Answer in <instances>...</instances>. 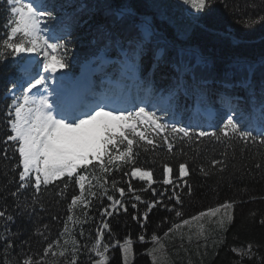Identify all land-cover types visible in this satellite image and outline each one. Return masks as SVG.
Here are the masks:
<instances>
[{"label": "trees", "instance_id": "obj_1", "mask_svg": "<svg viewBox=\"0 0 264 264\" xmlns=\"http://www.w3.org/2000/svg\"><path fill=\"white\" fill-rule=\"evenodd\" d=\"M48 4L57 20L67 22L71 29L69 38L73 43L70 45L69 64L61 69L62 72L76 75L103 45L104 30L118 33L122 38H142L136 25L141 23L142 17H148L155 34L146 42L147 54L141 62V79H151L156 93L167 96L177 75L176 67L182 66V62L188 68L184 74L188 92H181L173 107L161 113L165 118L162 122L171 124L179 120L182 126L193 122L202 125L203 130L211 131L213 129L208 127L212 123L209 112L215 114L221 105V97L229 94L250 112L259 113L264 88V20H260L264 16V0H213L210 7L197 13L194 19L184 14L172 21L158 17L149 0H48ZM105 4L113 7L126 4L132 11L118 18L105 11ZM81 5L86 6L85 10L78 11ZM13 19L7 0H0V44L7 38L8 25ZM250 19L257 22L245 23ZM25 55L5 56L0 61V138L6 133L5 113L12 103L8 90H17L13 85L20 76L19 67ZM107 58L116 59L117 52L110 50ZM39 59L42 61L41 57ZM113 67H103L101 72L92 76L94 81L99 84L105 74L112 73ZM239 81L244 83V91L240 89ZM248 81L250 84L245 86ZM23 86L26 88L27 84ZM201 93L207 97V103L201 102ZM131 94L135 95V90ZM147 135L153 143L137 139L133 159L138 161L135 166L141 170L152 171L151 186L132 177L131 165L124 166L123 171L113 167L110 173L105 174L99 169V162L94 161L97 167L90 166L84 173L87 176L85 202H78L71 209L72 195L80 194L79 186L71 181L69 188L63 191V184L57 181L42 186L39 193L28 187L12 196L20 183L18 172L14 171L16 161L0 158V211L5 212V218L0 219V264L5 261L7 264H22L28 258L36 264H71L74 249L78 264H92L97 258L92 246L99 231H104L101 243L109 245V251L105 253L109 256L107 264H122L116 243L127 236L133 240L131 264H152L147 250L153 245V233L161 236L173 223L226 200L235 201L233 222L226 225L220 245L207 255L199 256L194 250L202 240L193 241L191 259L195 262L202 260V264H264V223H261L264 221V167L256 168L258 163L264 165V144L259 143L257 131H253L255 143L223 137L219 141L215 137L181 141L175 134H170L171 151L162 141L163 133L156 135L147 129ZM8 156H12L11 151ZM213 159L224 160L225 163L213 166ZM185 162L189 175L180 179L179 163ZM115 163L123 165V162ZM165 163L173 167L170 178L173 184H179L175 191L181 196L182 203L177 204L172 196L173 185L163 184ZM113 179L117 182L116 189L112 186ZM189 185L191 193L188 192ZM120 187L125 188L123 197L118 191ZM89 188L94 195L89 193ZM108 195L122 200L127 212L117 206L119 211L108 208L113 212L112 216H102L104 208L112 204L107 199ZM136 195L141 197L140 201L135 200ZM169 196H172L171 200H168ZM154 199L164 203L153 208L142 228L132 215H140L146 209L144 202ZM24 203L28 206L22 211L20 205ZM133 203L136 208L132 207ZM172 207L174 210L169 212L168 208ZM176 211L181 212V217H176ZM7 216H12L13 220L6 221ZM140 220H143L142 215ZM103 221L109 223V229L102 228ZM141 234L145 236L143 242L138 240ZM5 236L11 237V247L6 248ZM48 243L53 247L45 253ZM248 245H252L249 256L232 251L233 248L247 249Z\"/></svg>", "mask_w": 264, "mask_h": 264}, {"label": "snow or ice", "instance_id": "obj_2", "mask_svg": "<svg viewBox=\"0 0 264 264\" xmlns=\"http://www.w3.org/2000/svg\"><path fill=\"white\" fill-rule=\"evenodd\" d=\"M183 2L196 13H200L210 7L213 0H183ZM7 4L14 19L8 25L7 38H4L0 44V61L5 56L27 54L22 57L23 62L19 67L20 76L17 83L13 85L14 89H22V91H19V95L12 98L11 105L7 106L8 111L4 119L6 133L0 138V158L16 161L14 171L18 172L20 183L16 191L11 193L12 196H17L21 189L28 187H33L39 193L42 186L46 187L57 181L63 184V191L69 188V181H71L80 189L79 195H72L69 205L71 209L78 202H85L87 176L84 173L90 166L97 167L94 161L99 162L98 167L105 174L110 173L113 167L123 171L124 166L131 165V175L138 176L140 180L146 181L151 186L152 171H142L140 167L135 166L138 161L133 159L134 143L137 139L146 141L148 144L153 143L148 139L147 129H151L156 135L163 133L162 141L169 151L173 149L172 140L169 139L170 134H175V137H179L181 141L185 138L192 141L194 138L200 140L208 137H215L219 141L223 137L245 142L251 140L255 143L256 137L253 136V131H257L260 137L259 143L264 144V88L261 91V107L258 114L250 112L230 94L222 96L221 105L215 114L209 112L212 123L208 127L213 129L211 131H205L202 125L193 122H187L186 126H182L179 120L171 124L162 122L165 118L161 113L168 112L173 107L181 92H188L189 85L184 80V74L188 68L183 66L182 62V66L176 67L177 75L173 78L167 96L156 93L151 79H141L140 67L143 57L147 54L146 42L155 34L150 27L148 17H142L141 23L136 25L142 33V38L141 36L122 38L118 33L104 30V43L82 65L81 78L73 81L70 77L62 76L61 79L66 80L67 83L58 85L52 89V92H48L49 85L46 81L49 77L46 73H56L68 67L69 64L70 45L73 43L69 38L70 25L65 21L57 20L54 11L49 7L48 0H32L28 3H23L22 0H7ZM85 7L81 5L78 11L85 10ZM103 7L109 15L118 18H123L125 14H131L132 11L126 4L118 7L105 4ZM260 20H264V16L260 17ZM53 21L56 23L52 24ZM256 22L250 19L245 23L255 24ZM113 49L117 52V58L108 59L107 55ZM39 57H43V71L40 70ZM93 65L96 66L93 67ZM109 65L114 66L112 73L105 74L99 84L92 80L93 75ZM25 83L26 88L23 86ZM248 84L250 81L246 82L245 86ZM41 88L44 91H41ZM132 90H135V95L131 94ZM8 91L11 95L12 90ZM53 92L55 95L50 100L49 97ZM201 102L207 103V97L203 93H201ZM142 127L144 130H141ZM249 128L252 130H246ZM9 151L12 152L11 157L8 156ZM115 162H123V165ZM224 163V160L211 161L213 166L224 165ZM261 167L264 165L256 164V168ZM172 173L173 167L165 163L163 184L173 185L172 196L179 204L182 203V199L175 191L179 184H173L170 178ZM124 175L128 173L124 172ZM188 175L187 163H179V178L183 179ZM205 175L208 173L205 172ZM184 183L187 184V181L185 180ZM116 184V180L113 179L114 189ZM128 190L132 191L131 184L128 185ZM88 191L90 194H95L91 192V188ZM118 191L121 197L125 195V188L120 187ZM191 191L189 185L188 192L191 193ZM160 195L162 196L163 193ZM172 196H169L168 200H171ZM107 199L112 201V204L104 208L102 216L113 215L108 208L116 211L124 208L127 212L122 200L114 199L112 195H108ZM140 199L139 195L135 196L136 201ZM144 203L146 209L140 214L143 220H140V215L135 213L132 215V219L139 221L142 228L148 221L149 213L153 208L164 202L154 199ZM234 204L235 201L226 200L216 207H208L190 219L173 223L164 236H168L174 229H180L181 225H188L190 220L215 217L221 209L226 210V221H221L219 224L223 230L225 223L233 222V214L228 210L233 209ZM27 206L28 204L24 203L20 205V208L23 211ZM164 206L167 207V204ZM132 207L136 208V204L133 203ZM173 210L174 207L168 208L169 212ZM175 215L181 217L182 214L176 211ZM3 218H5V212L0 211V219ZM68 219L71 220L72 217L69 216ZM12 220V216L6 217V221ZM102 228L109 229V223L103 221ZM103 237L104 231H99L92 246V251H95L96 256L99 257L94 264H107L108 256L105 253L109 251V245L101 243ZM138 240L145 241V236L139 235ZM158 240V236L153 233L151 241L158 242ZM4 241L6 248L11 247V237L5 236ZM116 246L122 249L123 264H129L130 257L133 255V240L125 238L123 243L117 241ZM52 247L53 244L48 243L44 249L45 253ZM251 250L252 245H248L247 249H232L241 256H249ZM149 251L154 252L155 249ZM153 259L155 260L156 257L153 256ZM4 264H7V261ZM22 264H36V261L28 258L24 259ZM71 264H78L75 249Z\"/></svg>", "mask_w": 264, "mask_h": 264}, {"label": "rangeland", "instance_id": "obj_3", "mask_svg": "<svg viewBox=\"0 0 264 264\" xmlns=\"http://www.w3.org/2000/svg\"><path fill=\"white\" fill-rule=\"evenodd\" d=\"M151 8L160 18L164 19H176L182 18L184 14H187L190 18H195L197 13L195 10L191 9L189 5L184 4L183 0H149ZM172 21V20H171ZM52 42V41H50ZM27 55V54H26ZM34 55V54H32ZM40 67V70H43V57ZM61 70V69H60ZM58 70L56 73L48 72L46 75L49 79L46 81L49 85L48 92H52L53 88H56L58 85L66 84L67 81L61 79L62 76L70 77L73 81L79 80L81 78L82 68L78 77L72 78L69 74L63 73ZM40 87V86H38ZM35 91V90H33ZM41 91H44L41 88ZM19 95L17 90H12V94L10 95L12 98ZM55 93H52V96L49 97L51 100ZM14 111V109H13ZM144 171V170H142ZM133 177V176H132ZM133 178H139L133 177ZM231 211L233 214V210ZM226 210L221 209L219 213L215 217H200L197 220H190L188 225H181L180 229H174L173 232L169 233L168 236H158V242H153V245L147 250V254L150 257L152 264H202L203 261L195 262L190 257V246L193 241L198 239L202 240V243L199 247H196L194 252L199 255H207L210 251H214L218 245H220L222 241V235L224 230L226 229L227 223H225V228L222 230L219 227L221 221H226ZM185 219H190L185 218ZM178 223H181L179 221ZM167 232V231H166ZM126 238H131L127 236ZM124 241V240H123ZM120 242V243H123ZM150 249H155L154 252H150ZM121 252V260L122 259V249ZM134 254V251H133ZM108 256L107 254H105ZM153 256L156 259H153ZM109 258V256H108ZM99 259L97 258L95 260ZM95 260L92 262L94 264ZM133 260V255L130 257L129 264H131Z\"/></svg>", "mask_w": 264, "mask_h": 264}]
</instances>
